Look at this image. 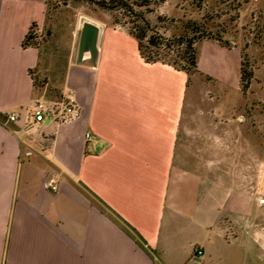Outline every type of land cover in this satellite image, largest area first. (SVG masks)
Here are the masks:
<instances>
[{
	"label": "crops",
	"instance_id": "0c3cea01",
	"mask_svg": "<svg viewBox=\"0 0 264 264\" xmlns=\"http://www.w3.org/2000/svg\"><path fill=\"white\" fill-rule=\"evenodd\" d=\"M48 19L44 0H0V264H264L255 134L224 142L239 123L195 119L192 76L147 63L108 19L97 59L78 60V20L72 34L59 87L82 117L36 122V103L53 100L36 84L41 49L23 42ZM198 49L199 74L240 95L242 52ZM49 174L59 193L44 188Z\"/></svg>",
	"mask_w": 264,
	"mask_h": 264
},
{
	"label": "rangeland",
	"instance_id": "374dc122",
	"mask_svg": "<svg viewBox=\"0 0 264 264\" xmlns=\"http://www.w3.org/2000/svg\"><path fill=\"white\" fill-rule=\"evenodd\" d=\"M145 2L148 5L141 6ZM103 3L107 6H103ZM118 5L113 0L50 4L47 29L41 35L36 30L34 32L35 45L43 53L41 67L35 75L37 87L46 91L53 101L63 96L59 85L64 78L67 54L79 15H87L96 21L108 19L113 25L127 31L130 23L146 19L151 25L148 37L156 35L158 43L171 46L170 51L161 49L158 56L171 63L175 61L172 50L177 48L178 41L167 42L163 38L170 40L173 27L183 21H199L205 24L208 31L221 37L219 44L236 47L242 52L245 64L254 73V79L248 90L243 91L241 87L238 95L231 90L224 91L215 81L193 71L190 76L194 92V118L239 123L238 128L224 129V142L227 143L237 133L245 138L254 133L256 150L261 153L264 146V0H207L203 3L199 0H131L128 2L131 11L118 9ZM197 46L199 48V44ZM220 92L222 95H217ZM219 105L225 110L217 116L212 115L210 111ZM256 171L253 183L260 185L262 179ZM261 194H264V190L258 192L257 196ZM261 219H264V212ZM262 229L264 233V227Z\"/></svg>",
	"mask_w": 264,
	"mask_h": 264
},
{
	"label": "trees",
	"instance_id": "16d2710c",
	"mask_svg": "<svg viewBox=\"0 0 264 264\" xmlns=\"http://www.w3.org/2000/svg\"><path fill=\"white\" fill-rule=\"evenodd\" d=\"M47 2L48 7L52 2L55 3H66V2H76V1H86L92 2L93 0H44ZM116 3H119L117 6L118 9L123 11H131L132 7H129L128 2L131 0H113ZM201 3L207 0H199ZM143 5H148V2H145ZM103 6H107L106 3H103ZM134 21L130 23L131 27L128 29V34L134 37L137 40L139 45V50L141 55L146 59L147 63H165L170 65L178 70H183L188 75H191L193 71H198V62H199V50L198 44L202 41H217L221 40V37L218 34L208 31L205 24L199 21L190 20L189 22L183 21L182 23L173 27V35L171 39L168 40L165 37L163 40L167 42L178 41L177 48L172 50L174 53L175 61L166 62L165 60L158 57L161 49H168L170 51L171 46H164L157 42L156 35L148 37V33L151 31L150 23L142 18L140 22ZM119 24V22L116 21ZM36 25L34 24L23 42L24 47L36 46L34 37V32L36 30ZM223 45V44H221ZM224 46V45H223ZM226 47V46H224ZM228 48V47H227ZM166 49V50H167ZM242 82L241 87L243 91H247L250 84L254 79V73L252 70L248 69V65L245 64L244 58L242 63Z\"/></svg>",
	"mask_w": 264,
	"mask_h": 264
},
{
	"label": "built area",
	"instance_id": "2783aa9c",
	"mask_svg": "<svg viewBox=\"0 0 264 264\" xmlns=\"http://www.w3.org/2000/svg\"><path fill=\"white\" fill-rule=\"evenodd\" d=\"M82 117V108L78 103L75 94H66L60 97L59 100L51 102H37L34 108L33 118L36 122H54L56 124L71 123ZM20 117L17 114H9L8 122H17ZM94 138L91 133H88L86 139ZM44 188L53 193L60 192L58 184L53 174L46 175L44 179ZM260 206H264V194L258 195L257 199ZM196 256L202 258L204 252L199 248L196 249Z\"/></svg>",
	"mask_w": 264,
	"mask_h": 264
},
{
	"label": "water",
	"instance_id": "95a60500",
	"mask_svg": "<svg viewBox=\"0 0 264 264\" xmlns=\"http://www.w3.org/2000/svg\"><path fill=\"white\" fill-rule=\"evenodd\" d=\"M100 23L87 15H81L78 20V30L82 31V39L79 46V62L84 59L86 52H89L94 59H97V42L100 37Z\"/></svg>",
	"mask_w": 264,
	"mask_h": 264
}]
</instances>
